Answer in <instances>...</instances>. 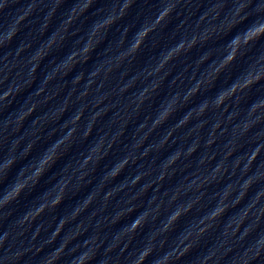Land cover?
Returning a JSON list of instances; mask_svg holds the SVG:
<instances>
[{
  "label": "clouds",
  "instance_id": "clouds-1",
  "mask_svg": "<svg viewBox=\"0 0 264 264\" xmlns=\"http://www.w3.org/2000/svg\"><path fill=\"white\" fill-rule=\"evenodd\" d=\"M38 70L39 85L12 109ZM69 83L67 95L25 127ZM110 156L95 187L57 219ZM145 160L147 167L138 163ZM149 189L146 204L134 203ZM0 264H264V0H0Z\"/></svg>",
  "mask_w": 264,
  "mask_h": 264
}]
</instances>
